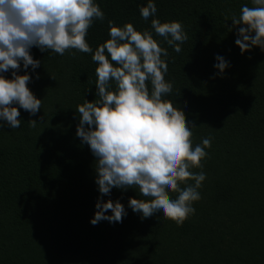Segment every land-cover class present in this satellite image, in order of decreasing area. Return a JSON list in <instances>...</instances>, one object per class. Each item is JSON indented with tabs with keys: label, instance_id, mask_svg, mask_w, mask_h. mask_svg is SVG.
<instances>
[{
	"label": "trees",
	"instance_id": "1",
	"mask_svg": "<svg viewBox=\"0 0 264 264\" xmlns=\"http://www.w3.org/2000/svg\"><path fill=\"white\" fill-rule=\"evenodd\" d=\"M95 2L105 18L94 20L85 38L93 52L110 39L109 21L147 30L167 50L161 58L173 91L163 99L194 122L193 148L211 140L202 168L190 169L206 176L201 199L177 227L160 215L141 220L133 213L129 199H147L138 188L113 189L104 201L118 200L127 216L93 226L96 158L76 136L75 111L99 100L97 65L89 53L70 49L60 56L33 47L41 66L26 73L21 64L17 74L32 77L27 87L41 110L30 116L14 105L20 127L0 128V264H264V51L241 55L231 22L251 0H154L157 14L147 21L138 6L148 0ZM152 19L181 23L188 39L179 54L155 34ZM217 55L229 63L222 75L214 68Z\"/></svg>",
	"mask_w": 264,
	"mask_h": 264
},
{
	"label": "clouds",
	"instance_id": "2",
	"mask_svg": "<svg viewBox=\"0 0 264 264\" xmlns=\"http://www.w3.org/2000/svg\"><path fill=\"white\" fill-rule=\"evenodd\" d=\"M251 3L252 7H241L239 18L231 19L238 28L235 44L241 55L254 47L264 51V0ZM138 7L145 21L157 14L154 0ZM104 18L95 0H0V128L20 127V111L14 105L30 116L41 110L42 101L27 87L32 77L17 74L21 64L26 73L29 66L33 73L41 66L30 54L33 47L60 56L70 49L92 54L99 100H85L75 111L79 116L76 136L96 158L95 184L100 195L90 223L122 222L127 216L124 205L118 200L105 202L103 197L113 189L138 188L147 199L130 198L128 208L133 213L140 214L141 220L160 215L181 227L195 214L192 205L201 199L198 189L206 179L202 171L197 174L190 169L202 168L211 140L203 139L202 145L193 148L194 122H186L184 113L163 99L173 91V84L165 81L168 63L161 58L168 52L151 32L137 31L130 23L117 27L109 21L110 39L93 52L85 38L93 21ZM151 28L177 54L182 51L188 36L181 23L152 19ZM215 59L214 68L222 75L229 63L219 55ZM9 70H13L12 79L5 78ZM28 124L35 127L37 121ZM189 180L194 184L182 188ZM170 193H176V198H170ZM109 211L111 215H106Z\"/></svg>",
	"mask_w": 264,
	"mask_h": 264
}]
</instances>
